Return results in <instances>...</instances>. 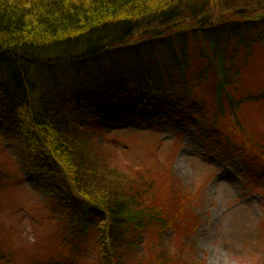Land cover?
I'll list each match as a JSON object with an SVG mask.
<instances>
[{"label":"trees","instance_id":"trees-1","mask_svg":"<svg viewBox=\"0 0 264 264\" xmlns=\"http://www.w3.org/2000/svg\"><path fill=\"white\" fill-rule=\"evenodd\" d=\"M260 44L264 0H0V195L27 168L5 155L15 142L58 185L47 203L61 256L49 264H195L188 243L164 241L181 226L184 241L194 234L188 192L163 202L157 167L122 163L94 121L120 101L129 129L140 110L151 127L171 114L181 129L211 125L208 137L227 146L224 121L264 100V90L242 93ZM236 121L230 131L248 135ZM253 137L242 147L264 159ZM13 234L0 224V264H17Z\"/></svg>","mask_w":264,"mask_h":264},{"label":"rangeland","instance_id":"rangeland-1","mask_svg":"<svg viewBox=\"0 0 264 264\" xmlns=\"http://www.w3.org/2000/svg\"><path fill=\"white\" fill-rule=\"evenodd\" d=\"M71 72L66 65L57 69L65 79L73 75ZM262 90L264 45L260 44L244 73L242 93L258 95ZM208 96L211 110L215 111L214 98L205 95ZM241 106L238 114L224 121L222 130H229L231 140L227 146H220L208 137L213 131L211 125L203 123L199 128L187 125L181 129L171 114L158 118L151 127L143 121L140 110L136 126L129 129L120 101L94 121L96 125L103 123L105 132L113 136L111 142L118 144L122 163L157 167L154 171L160 175L166 192L161 198L163 202L169 203L174 198L177 187L188 192L187 201L193 205L184 218L189 221L187 215L193 208L194 234L184 241L185 230L181 226L180 231L168 230L164 241L176 249L188 243L195 264H264V159L256 150L245 151L242 147L243 142L250 140L249 133L254 135L253 142L264 141V100ZM236 120L248 124V135L230 131ZM6 149L5 155L12 163L15 164V158L27 168L21 175L14 169L20 182L0 195V224L14 231L17 264L32 261L49 264L61 256L56 234L60 224L47 203V199L55 196L58 185L52 174L24 158L26 153L21 145L9 143ZM144 243L135 251H143ZM93 260L95 257L86 258L82 264H94Z\"/></svg>","mask_w":264,"mask_h":264}]
</instances>
